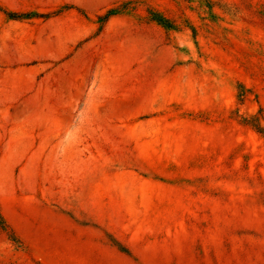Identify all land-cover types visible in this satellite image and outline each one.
Segmentation results:
<instances>
[{
  "label": "rangeland",
  "instance_id": "1",
  "mask_svg": "<svg viewBox=\"0 0 264 264\" xmlns=\"http://www.w3.org/2000/svg\"><path fill=\"white\" fill-rule=\"evenodd\" d=\"M0 214V264H264V0H0Z\"/></svg>",
  "mask_w": 264,
  "mask_h": 264
},
{
  "label": "trees",
  "instance_id": "2",
  "mask_svg": "<svg viewBox=\"0 0 264 264\" xmlns=\"http://www.w3.org/2000/svg\"><path fill=\"white\" fill-rule=\"evenodd\" d=\"M152 19L156 20L157 22H159L161 25H163L167 29H173L174 28L173 22L170 21L169 19H167L166 17L162 16V15L160 16V15H156L155 13H152ZM0 224L4 228L7 227V225L4 222L3 217H2L1 214H0ZM11 237L14 238L13 235H11Z\"/></svg>",
  "mask_w": 264,
  "mask_h": 264
}]
</instances>
